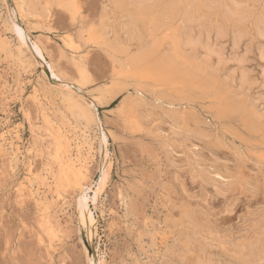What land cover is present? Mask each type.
<instances>
[{
  "label": "rangeland",
  "instance_id": "374dc122",
  "mask_svg": "<svg viewBox=\"0 0 264 264\" xmlns=\"http://www.w3.org/2000/svg\"><path fill=\"white\" fill-rule=\"evenodd\" d=\"M108 1L76 0L79 8V16L77 15L79 19L76 18L77 22L73 23L66 13L57 9L54 10L55 8H52L53 13L50 12V15L46 17L47 21L31 18L20 21L14 10L12 0H0V44L6 41L11 45V53L0 49V134L7 135V143L9 142L5 148L0 150V264H92L93 262L96 264H158L160 259H162L161 264H195L197 261L202 262L204 260L213 264H229V262L230 264H238L236 260L240 258V255H237L239 251H249L243 252L244 255L247 254L245 256L260 252L264 249V150L258 146L261 141L260 137L253 138L247 135L238 122H232L230 126V123H225L215 117L216 120L214 121V118L212 119L214 115L210 112L209 118L207 116L208 111L205 112L204 104H208L206 101L201 103L196 100L197 102L195 101L190 107H185L186 110L184 109L182 116L189 115V118L191 117L187 121V125L175 122L169 116L177 108L178 114L182 112V109L175 106V102H172L174 106L171 105L175 108L173 110L171 109L173 107L170 108L168 103L172 98H167L169 92H165L164 97L157 93L161 99L166 97L165 100L163 99L164 101L160 100L163 104L155 100L157 98L155 94H153L154 99L149 98L151 94L146 93V91L145 96L143 94L144 98L139 94H131L130 99L134 98L133 102L138 100L139 103L140 100H144L145 105L140 103L141 107H139L138 112L134 110L132 123L127 124L121 116L120 102L127 96L129 97L130 93H133L134 89L131 86L129 94L124 91L111 104L100 106L93 112L102 127L100 129L106 133L107 149L103 150L100 145L102 135H100L97 126L95 128L94 124V126L87 125L83 120L70 118L71 116L65 108L67 104L62 101L60 89L61 91L63 89L60 83L50 77L43 61L34 60L31 57L29 51H33L34 42H37L40 46L42 45L45 63L52 61L57 68L56 70L62 76L65 75V79L68 78L72 81L77 80L74 65L81 63L92 81V84L86 87L85 96H83L85 102L89 103V96L92 98L96 95L95 88L109 82L112 65L110 58L105 55L107 53L104 52L101 45L99 47L95 44H85L83 41L79 44L81 50L74 57V61L68 52L64 53L63 58L65 59L59 57V48L61 49L63 46L62 39L66 35L71 36L74 41L77 40L78 29L81 26L84 28L82 32L84 40L87 39V34L84 31L88 26H91L99 35L102 36L103 33V36L108 35L107 38L109 39H113L111 32L114 31L116 37H119L123 43L126 40L122 27L124 23L120 22L122 19L118 18L117 13L113 14L114 11H112ZM110 13L112 19L109 18ZM102 14L108 15L109 17L105 19L112 20L111 23L104 20L103 17L105 16ZM100 15L103 16L102 19ZM80 19L82 23L79 21ZM117 19L120 20L119 23L115 22ZM100 20H104V26L107 27L108 24L110 26L102 27ZM43 21L48 25H45ZM75 24H80V26L77 25V27ZM99 24L102 28L99 27ZM9 26L14 29V36L10 32ZM24 29L29 30L27 31V46L29 48L26 46L20 53L18 51L19 45L14 38L20 39V30L23 31ZM45 29L48 30L45 31ZM115 30L117 32L119 30L123 34L118 32V36ZM140 32L142 33V31ZM226 48L229 55L230 46ZM232 64L235 65L233 62ZM232 64H228L229 71L235 69ZM250 68L253 70V78L256 77L255 79H257L260 76V70L264 69V63L252 58ZM237 83L238 81L234 83L235 89L238 88ZM259 87L260 90H258ZM256 88L251 93L253 95L250 94V98L257 95L264 97V88L262 89L260 84H257ZM51 89H53L52 92H50ZM159 104L165 105V108ZM260 104L258 108L262 109L264 102ZM197 105L202 107L206 115L201 112V108H197ZM143 106L146 108H142ZM191 106L196 107L195 110L194 108L191 109ZM144 109L147 110L144 112ZM198 111L200 114L197 113ZM43 116L46 121L48 119V122L43 120ZM137 117L138 119H136ZM142 120L146 123H142ZM139 123L142 124L141 127ZM213 126H217V128L213 129L215 128ZM221 126H224L226 130ZM187 128L195 132L190 133V135L188 133L190 130L187 131ZM227 128L230 129L227 131ZM233 129L237 132L235 133ZM229 130L238 136L229 133ZM184 131L189 136L183 134ZM173 132L178 135L180 133L182 136H176L177 134ZM202 132H206L207 135L205 136ZM57 134L61 136L58 137L62 148H60L61 152L58 148L57 139L54 138ZM76 135L78 136L75 137ZM192 135L197 137L201 135L202 139L196 140V136L191 139ZM164 137L166 140H163ZM183 137L186 139L188 137L187 140L191 142ZM241 137L246 138L248 145L242 142ZM235 138L241 141L234 140ZM221 139L224 141L222 140L219 144ZM218 140L219 142H216ZM225 140H230V142ZM76 143L81 147L83 146L82 155L79 156L81 162L76 160ZM10 144L12 145L10 146ZM235 145L234 150L236 152L233 151ZM239 145L240 150L237 149ZM16 148L18 149L16 157H11L12 151ZM173 148L174 151H172ZM237 150L239 151L237 152ZM88 152L90 155H87ZM234 152L236 156L241 154L237 158L241 156L242 160L238 158L239 162L236 161ZM246 156L247 159H245ZM68 160H73L77 168H79L78 166L81 167L79 175L81 182L79 181V184L83 186L81 187L83 193L85 192L84 198H86L89 213L96 220L95 231L93 230V234H95L89 240L90 242L82 227L78 209L80 200L77 189L81 187L66 185L67 189L63 188L64 190L59 192L61 195L59 198L55 193L56 188L54 186H56L58 174ZM244 161L247 163H241ZM240 163L243 165L240 166ZM103 170L108 171L109 174L100 187L97 202L94 203L93 192L101 182ZM235 173L239 175L237 174L236 177ZM219 174L221 177H218ZM47 222L48 225L45 224ZM43 225L48 227H44L46 231L51 228L54 229L53 240H49L47 235H44ZM186 227L189 229H185L183 232L181 228ZM178 232L185 236H180ZM196 232H207L208 240L212 242L205 246L198 241H190V244L189 238H191L192 233ZM176 234L177 237H175ZM186 234L188 235L187 239ZM178 237L177 242L175 238L178 239ZM173 239L175 240L173 241ZM181 239L185 241L183 243L187 247L185 252L181 248L183 247ZM217 239L222 241V244ZM213 241L217 244L214 245ZM225 241L228 242L225 243ZM170 242H173V247ZM257 242L258 246H256ZM245 243L254 246L250 249L251 252L246 248L248 244L246 246ZM220 246L224 248L222 249ZM238 246L241 248H237ZM140 248L141 250L145 248L144 251L149 252L148 254L152 258L148 254H146V258L145 252L141 251ZM228 248L232 250H228ZM254 248L257 250L254 251ZM167 249H169L168 253ZM151 253L158 257L155 258ZM174 253L177 255L175 256ZM229 253L231 255H228ZM164 255L171 259L163 258ZM216 255L220 256L217 257ZM135 260L136 263H134ZM144 260L146 263L143 262ZM153 260L155 261L153 262ZM232 261L236 262L231 263Z\"/></svg>",
  "mask_w": 264,
  "mask_h": 264
},
{
  "label": "bare ground",
  "instance_id": "6f19581e",
  "mask_svg": "<svg viewBox=\"0 0 264 264\" xmlns=\"http://www.w3.org/2000/svg\"><path fill=\"white\" fill-rule=\"evenodd\" d=\"M12 2L14 4L13 5L14 10H15L20 21L28 19V18L37 19L38 21H39V19H42L45 21L46 17L50 15L49 13L50 12L53 13L52 8L53 9L55 8L54 10L57 9L59 11L66 13L68 15V17H70V19L73 23L77 22L76 18H78L77 15H78V11H79L78 9L79 8L77 6L76 0H12ZM108 2L111 4L112 11H114V13L113 12L112 13L113 14L117 13V15H119L118 18L120 17V19L124 20V22H122V20L121 21L119 20L121 23H124L123 24L124 26H122V27L124 30L123 32L125 34L124 37L126 38V40L123 43L121 42L122 40L120 41L119 37H116V35L114 34V31L111 32V35L113 34V39L112 38L109 39V38H107L108 35L103 36L104 35L103 32H102L103 33L102 36L99 35V33L95 32L96 30L94 31L93 30L94 28L91 26L90 27L88 26L89 28L88 27L86 28V26H85L86 30L84 32L87 34L86 40H84V37L82 36V32L84 29L82 26L79 27V29L77 28L79 30L78 35H77V40L75 39V41H74L72 39V37L69 35L64 36L63 39L61 37L62 42H63V46L61 47V49L59 48V51H60L59 52L60 56L58 53L59 57L63 58L65 55L64 53L68 52L71 55L70 58L74 61L75 60L74 57L78 54L79 50H81V47L79 46V44L83 41L85 44L90 43L91 45L92 44H95L97 46L101 45L102 46L101 48H103L104 52L107 53L105 55H108V57L110 58L112 65H111V71L109 74V82L107 84H104V85H99L95 88L96 95H94L93 97L91 96L92 98H90V96H89V99H90L89 103L85 102V100L83 99V96H85L84 92H85L86 87L90 86L92 84V81L90 80L89 74L87 73V71L85 70L84 66L81 63H77L76 65H74L75 66V72L77 74V80L72 81L68 78H67L68 79L67 80V79H65L66 76L64 74L63 75L65 77L62 76V74H60L59 71L56 70L57 68H55V65L52 61H48L47 63H45V58L43 55V49L41 47L42 45L40 46L39 43L34 42L33 51H29L31 54V57L34 60L39 59L40 61H43V63L45 64V66H46V68L50 74V77L53 79H56L60 83V86L63 89V91H61V89H60L61 95L63 97L62 101L65 104H67V107H65V108H66L67 112L69 113V115L71 116L70 118H73L75 120H79V119L83 120L87 125H92V126L95 125V128L97 126V129L100 132V135H102V137L100 138V140H101L100 145H101V148L103 150L107 149V139L105 137L106 133L103 132L104 130H101L102 127L100 126V123L96 119L93 112L95 110H97V108L100 106H107V105L111 104L117 98V96L119 94H121L122 92L127 91V94H129L128 92H129L131 86L133 87L132 89H134L133 93H130L129 97L127 96L126 98H124L122 100V102H120L121 103L120 104L121 116L123 118V121L127 124L132 123V121H133L132 116H133L134 110H137V112H138L139 107H141L140 103L144 104V102H143L144 100H140L139 103L137 102L138 100L137 101L135 100L136 102L135 101L133 102L134 98L130 99L131 94L132 95L133 94H139V96H142V98H144V96H145L144 93L146 91V93L148 92L151 94V97H149V96H147V97L152 99L153 94H155V96H156L157 93H159L161 96L164 97V93L169 92V93H167L169 96L168 95H166V96H168L167 98H169V97L172 98V100H169L170 103H168L170 108L174 106L172 102H175L174 103V104H176L175 106L180 107V109H182L181 110L182 112H180L178 114V112H177L178 108H177V110H174L175 112L172 113L171 116H169L173 121L180 122V124H182V125H187V121L191 117L189 118V115L188 116H186V115L182 116L184 113L183 111H184L185 107L186 108H187V106L190 107V105H193L196 100H199V102H201V103L203 101L204 102L206 101L208 103L207 104L208 107H207L206 103L204 104V106H205V112L208 111L207 116H209V112L213 113L214 116L212 117V119L215 117L216 119L224 121L225 123L226 122L230 123V126H231L232 122L233 123L238 122L247 135H249L253 138L260 137L261 141H260V143L257 141V143H259V145H258L259 148H262L264 150V106L261 107L262 109L258 108L261 106V104H260L261 102L263 104L264 97H262V95L261 96L257 95L254 98H250V94L252 92H254L253 90L256 88L257 84H260L262 89L264 88V69L260 70L261 72H260L259 78L255 79L256 77L253 78L254 77L253 70L250 68V62H251L252 58L257 59L258 62L264 63V0H109ZM101 8H103V7L101 6ZM103 13L105 14V12H103ZM111 15L112 14L110 13V17L108 15H103L105 17H103V16L102 17L104 18V20L109 22L110 20L108 21L105 18L109 17L112 19ZM102 17L100 15L101 19H102ZM104 20H102V21L100 20L102 23L101 24L102 27L104 26ZM27 21L29 22V20H27ZM79 21L81 22V19ZM111 21H110V23H111ZM119 21L117 19V21H115V22L119 23ZM43 22H41V23H43ZM98 23H100V22H98ZM44 24H45V22H44ZM45 25H48V24H45ZM77 25L75 24V26H77ZM108 25H107V27H108ZM111 25H114V24H111ZM78 26H80V24ZM99 27H101L100 24H99ZM104 27H106V26H104ZM117 27H118V25H117ZM95 29H97V28H95ZM46 30H48V29H45V31ZM108 30H109V28H108ZM27 31H29V30H27ZM27 31L25 29L23 31L20 30V35H19L20 39H17V37H16V39L14 38L15 42H17V44L19 45L18 51L20 53H21V50L24 49L28 44ZM140 31H142V33ZM10 32L13 34V36L15 35V31H14V29H12V27H10ZM118 32L121 34V32L119 30H118ZM118 32L116 31L117 35H118ZM123 32H122V34H123ZM0 35H1V33H0ZM122 38H123V36H122ZM0 41H1V38H0ZM1 43L2 44H0V49H4V50L8 51L9 53H11L10 43H8L6 41H3ZM227 44H229V45H227ZM227 46H230L229 55L226 52ZM82 47H84V46H82ZM101 48H99V49L101 50ZM103 49H102V52H103ZM45 53H46V51H45ZM20 58H22V57H20ZM63 59H65V58H63ZM66 59H67V56H66ZM71 59H70V61H71ZM232 62L235 65H233ZM229 63L232 64L233 66H235L234 70L229 71L230 70V68L228 69ZM260 67H261V65H260ZM260 67H259V69H260ZM27 71H29V69ZM28 74H29V72L27 73V75ZM44 76H45V74H44ZM222 76L224 77V79L222 78ZM20 77H22V76H20ZM237 78H238V80H236ZM237 81H238V83L236 85H238L237 86L238 88L235 89L234 83ZM29 82H30V80H29ZM47 82H48V80H47ZM43 83H45V82L43 81ZM54 83H55V81H54ZM35 87H37V86H35ZM45 87L47 88V86H45ZM50 87H54V86H50ZM262 89H261V91H262ZM52 90L53 89H51V91L50 90L49 91L52 92ZM256 90H257V88H256ZM258 90H260V87ZM160 92L163 94H161ZM19 93H20V91H19ZM15 94H12V95H15ZM143 94H144V96H143ZM52 95H55V94H52ZM147 95H149V94H147ZM251 95H253V94H251ZM161 96L157 95L156 96L157 98L155 97L156 98L155 100L158 101V103L161 102L160 100L164 101L166 99V97L163 98L164 100L161 99L160 98ZM132 97H134V96H132ZM43 99H45V98H43ZM138 99H141V98L138 97ZM148 100L150 101V99H148ZM148 100H146V101H148ZM156 101H155V103H156ZM38 102H40V101H38ZM150 103H151V101H150ZM161 103L163 104V102H161ZM259 104H260V106H259ZM168 105H167V108H169ZM171 105H173V106H171ZM160 106H163V108H165V105H160ZM199 106L200 105H197V108ZM201 106H203V105H201ZM39 107H41V106H39ZM142 108H146V107L143 106ZM174 108L175 107H173L171 109L173 110ZM192 108H194V110H195L196 107L191 106V109ZM199 108H201V110H202V107H199ZM145 110H147V109H144V112H145ZM155 110L157 111V109H155ZM155 110H154V112H155ZM158 110H161V109H158ZM189 112H191V111H189ZM201 112H204V111L202 110ZM205 112H204V114H205ZM197 113H199V111ZM143 115H144V113H143ZM210 116H209V118H210ZM149 117H150V115H149ZM47 118H48V116H47ZM150 118L152 120V117H150ZM153 118H154V116H153ZM215 118H214V121L216 120ZM136 119H138V117ZM171 119H168V120H171ZM43 120L45 122H48V119L46 121L44 116H43ZM163 120H165V119H163ZM141 122L146 123L143 120ZM208 123H211V122H208ZM176 124L177 123H175V125ZM141 125L139 123L140 127H141ZM15 127H17V126H15ZM100 127H101V129H100ZM142 127H144V126H142ZM213 127H215V126H213ZM218 127L220 128V125ZM221 127L224 128V126H221ZM216 128H217V126L213 129H216ZM188 129L189 128H187V131H188ZM228 129H230V128H227V131H228ZM182 130H184V129H182ZM224 130H226V129L224 128ZM233 130H235V129H233ZM141 131H142V129H141ZM185 131L183 132V134H186ZM222 131L223 130H221V132ZM192 132H195V131L190 130L188 133L190 134ZM230 132L231 131L229 130V133ZM234 132L236 133L237 131L235 130ZM234 132H231V133L234 134V136H236V135L238 136V134L235 135ZM173 133L177 134L176 132H173ZM173 133H172V136H173ZM202 133L205 134L206 132H202ZM202 133H201V135L203 136ZM217 133H220V132L217 131ZM222 133L225 134L224 131ZM1 134H0V150L5 148L6 144L9 143V142L7 143V138H6L7 135H4V134L1 135ZM14 134H16V133H14ZM189 134L188 135L186 134V135L189 136ZM198 134H200V132ZM215 134H216V131H215ZM232 134H230V135H232ZM180 135L182 136V134H180V133H179V135L177 134L176 136H180ZM201 135H200V137H197L196 135H192L191 139H193L192 138L193 136H196V138H197L196 140H198V138H201ZM206 135L207 134H205V136ZM77 136L78 135H76L75 137H77ZM58 137H61V136H59L57 134L56 137H54V138L57 139V142H58L57 144L59 146L58 148L60 151V148H61L60 145L61 144H60V139ZM90 137H91V135H90ZM184 137H185V135H184ZM211 138H210V140H211ZM184 139H186V138H184ZM187 139H189V138L187 137ZM201 139H200V141H201ZM219 139H220V136H219ZM236 139L237 138H235L234 140H236ZM241 139L243 140L242 141L243 143L245 142L246 145H248L246 138L241 137ZM163 140H166V138ZM222 140L224 141V139H221L220 142H219V140L216 142H219V144H220L222 142ZM234 140L232 139V142ZM238 140H240V139H237V141ZM248 140H250V139H248ZM187 141H189V140H187ZM225 141H227L228 143L230 142V140H225ZM189 142H191V141H189ZM79 144H80V142H79ZM79 144H77V143L75 144V147H76V153L75 154H76V158H77L76 160L77 161L78 160L80 161L79 156L82 155L81 152L83 150V148H82L83 146L81 147ZM11 145L12 144H10V146ZM192 146L194 147V145H192ZM208 146H209V144H208ZM241 146L243 148H245L242 144H241ZM221 147H223V146H221ZM227 147H226V149H227ZM234 147H236V145L233 146V151H235ZM170 148H172V147H170ZM246 148H248V147L246 146ZM252 148H253V146H252ZM237 149H239V150L241 149L240 145H239V148H237ZM17 150L18 149L16 148L14 151H12L11 157H16V152L18 153ZM239 150H237V152ZM172 151H174V148ZM260 151H262V150H260ZM229 152H230V150H229ZM235 152L233 153L234 155H235ZM242 152H243V150L241 151V153ZM6 154H8V153H6ZM254 154H257V153H254ZM260 154H261V152H260ZM87 155H90V152H88ZM239 155H241V154H239ZM239 155H237V156H239ZM237 156L235 157V159L237 158ZM251 157H249V158H251ZM238 158H240L242 160L241 156ZM238 158L236 161L239 162ZM245 159H247V156ZM260 161H262V160H260ZM194 162H196V161H194ZM241 163L244 164L247 162L244 161ZM241 163H240V166L243 165ZM255 164H257V163H255ZM260 164H262V163H260ZM108 165H110V164H108ZM253 166H254V163H253ZM78 167L79 168H77V165L75 164V162L73 160H70V161L68 160L67 163L61 168V170L59 169L60 172L58 174L56 186H54L56 188L55 193H57L58 198L60 195L59 192L62 191L63 188L65 189L66 185L76 186V187L82 186L79 184V181H80L79 175H80L81 167L80 166H78ZM107 169H108V167H107ZM108 174H109L108 171H104V170L102 171L101 182L98 184L97 189L94 190V192H93V202L94 203L97 202L96 199L99 197L100 187L102 186V183L105 180V178L108 177ZM235 174L237 177L238 173H235ZM218 177H221V175ZM220 179H222V178H220ZM82 187L77 189V191L79 192V200H80V201L78 200L79 202L78 201L77 202H78V209L80 212V219H81L82 227L84 229V232L87 234V239L89 241L90 239L93 238L92 236L95 234V233L93 234V230L95 231L94 228H95L96 220L89 213V210H88V207H87V204L85 201L86 198H84L85 192L83 193ZM26 190H27V188H26ZM45 224L48 225V222ZM44 227L45 226L43 225V228ZM182 229L184 232L185 229H189V228L186 227V228H181V230ZM53 230L51 228L49 231H46V229L44 231L45 232L44 235L46 234L47 237L49 238V240L54 239V238L52 239L53 233L55 232V231L53 232ZM191 231H192V229H191ZM193 231H195V229ZM188 233L189 232H187V234ZM209 233H211V232H209ZM177 234L175 237H177ZM187 234H186V239L188 238V235H189V234L188 235ZM173 235H175V234H173ZM179 235L182 236L183 234L179 233ZM183 236H185V235H183ZM39 237L41 238L40 235H39ZM172 237H174V236H172ZM179 237H178V239L175 238L176 241L179 240ZM175 239H173V241ZM208 239H209V235L207 234V232H200V233L196 232V233H192L191 238H189V243H190V241H193V242L198 241V242L203 243L205 246L206 244H210V242H212V241L209 242ZM217 241L219 243L222 242V241L220 242L218 239H217ZM262 241H263V239H262ZM175 242H174V245H175ZM183 242L185 243V241L182 240V243ZM216 242L213 241L214 245ZM226 242H228V241H225V243ZM253 242H254V240H253ZM258 242H260V241L258 240ZM258 242H257L256 246H258ZM142 243H141V245H142ZM172 243L170 242V244H172ZM184 243H183V247H181L183 252L187 251V249H186L187 247L184 246ZM229 244H230V242H229ZM247 244H246V246H247ZM156 245H157V243H156ZM214 245H212V246L215 248ZM224 245H227V244H224ZM244 245H242V246H244ZM178 246H180V245H178ZM259 246H260V244H259ZM172 247H173V244H172ZM227 247L230 248V246H227ZM239 247L240 246H238L237 248H239ZM253 247L254 246H252V245L249 246V244H248V247H246V248L248 250H250ZM263 247H261V248L263 249ZM137 248H139V247H137ZM164 248H166V246ZM168 248H170V247H168ZM175 248H178V247L176 246ZM220 248H222V247L220 246ZM220 248H218V249H220ZM229 248H228V250H232ZM255 248L253 249L254 251L257 250ZM172 249L175 250L174 248H172ZM208 249H210V248H208ZM140 250H141V248H140ZM144 250H145V248H144ZM144 250H141V251H144ZM158 250H159V248H158ZM168 250L169 249H167V253L169 252ZM141 251H140V253H141ZM146 251H148V250H146ZM251 251L252 250H250V252ZM258 251H260V250H258ZM157 252H160V251H157ZM176 252H177V250H176ZM179 252L181 253V250H179ZM224 252H225V249H224ZM226 252H227V250H226ZM243 252H244V250H242L239 254L237 253V255H240V258L237 257L239 259H237V260L235 259L238 262V264H264V249L258 253L254 252L255 254H253L251 256H245L247 254L244 255ZM247 252H249V251H247ZM247 252H244V253H247ZM137 253H139V252L137 251ZM148 253L149 252H145V255ZM215 253H217V252H215ZM233 253H235V252L233 251ZM171 254H172V252H171ZM174 254L176 256L178 254V252H177V254L176 253H174ZM235 254H234V257H235ZM148 255H150V254H148ZM161 255H163L162 252H161ZM224 255H226V254H224ZM228 255H231V254L229 253ZM152 256H154V255L152 254ZM184 256H185V254H184ZM216 256L218 257L220 255H216ZM157 257L158 256L156 255L155 258H157ZM162 257L164 258V257H168V256L164 255ZM162 257H159V258H162ZM217 257H215V258H217ZM142 258H144V257H142ZM146 258H147V255H146ZM150 258H152L151 255H150ZM222 258H224V257H222ZM148 259H149V256H148ZM168 259H171V258L168 257ZM136 260L134 263H136ZM160 260L162 261V259H160ZM173 260H174V258H173ZM154 261L155 260H153V262ZM161 261L158 264H161ZM143 262L146 263V260H144ZM227 262H229V261H227ZM235 262L232 261L231 263H235ZM92 264H96V263L93 262ZM195 264H213V263H211L210 261L204 260L202 262L197 261ZM229 264H230V262H229Z\"/></svg>",
  "mask_w": 264,
  "mask_h": 264
}]
</instances>
